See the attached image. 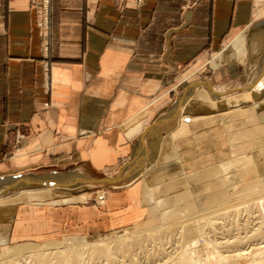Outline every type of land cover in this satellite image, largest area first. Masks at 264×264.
<instances>
[{"label":"crops","instance_id":"1","mask_svg":"<svg viewBox=\"0 0 264 264\" xmlns=\"http://www.w3.org/2000/svg\"><path fill=\"white\" fill-rule=\"evenodd\" d=\"M190 5L191 0H145L140 8L131 0H49L44 31L41 0H0V176L44 165L58 169L54 178L89 182L97 180L90 171L115 169L108 177L119 176L117 186L129 182L96 205L65 199L49 207L40 199L4 204L1 248L39 245H9L10 235L16 241L54 231L99 235L144 220L151 204L135 188L179 120L208 113L197 111V103L212 99L211 91L226 95L221 85L234 81L243 91L252 85L254 70L263 71L264 0ZM241 39L240 59L249 69L241 64L215 68L208 77L220 86L195 87L179 104V91L197 80L212 55ZM263 95L264 90L258 100ZM259 118L264 120V104L222 119L220 128L232 121L250 129L242 134L253 135ZM257 167L264 174V153ZM165 180L153 188L159 192L152 203L160 212L174 209L176 196L188 191L178 178ZM78 235L40 244L91 241Z\"/></svg>","mask_w":264,"mask_h":264},{"label":"rangeland","instance_id":"2","mask_svg":"<svg viewBox=\"0 0 264 264\" xmlns=\"http://www.w3.org/2000/svg\"><path fill=\"white\" fill-rule=\"evenodd\" d=\"M44 1L45 4L47 3V7L45 9L43 0H41L45 15L42 18V29L47 26L49 6V0ZM144 1L131 0L135 8L142 7ZM200 1L191 0L190 7H196ZM45 36L47 37V34ZM234 43L226 47L227 44L220 53L212 55L207 64L208 68L196 76L197 80L192 85L183 86L179 91V104L188 98L195 87L200 86L193 87L200 81L209 82L211 87L220 86L219 84H212L209 78L216 70L215 68L231 64H244L240 59L243 52V41L241 39ZM258 47L259 50L262 48L261 45ZM225 53H227V57ZM247 65L248 63L243 66L248 70ZM249 65L252 66V63ZM257 72L254 70L253 77ZM260 72L262 74L263 71ZM258 82V80L254 82L256 86L252 93L248 89L251 84L246 86L243 91H237L242 87L241 83L229 81L225 85H221L228 89L226 95L222 96L219 95L220 93H215L216 95H213L212 99H208L206 102H198L200 107L197 108V111L208 110L209 112L202 115L193 114L188 118L182 117L175 130L162 144L156 161L148 164L153 165L148 166L147 173L141 176V182L135 189L142 190L143 197L147 199L148 204L153 205L152 199L158 190L155 191L153 188L167 181L165 180L167 177L178 178L183 184L185 183L188 191L176 196L172 204L174 209L160 212L154 205H150L145 219L136 222L134 226L119 227L115 230H101L99 235L81 236L72 233L64 236V232L54 231L52 232L53 235H41L30 239L22 238L19 241L10 235L7 242L9 245L27 242L38 243L39 245L0 247V256L6 253L15 254V259L5 264H38V260L43 259H46L48 264H58L56 253L58 248L76 249V251L81 252V256L75 253L76 256L72 262L66 264H217L221 260L223 261L222 264H264V182L262 190H257L259 185L253 184V182H259L261 179L264 181V174L257 167V158L264 153V120L260 118L255 120L253 135L242 134V131L247 128H244L243 124L232 126V121L229 123V128H220L222 119L224 121L227 118L231 120L234 114L247 106L264 104V95L262 99L259 98L260 100L257 97L264 90V82L261 80L260 88H257ZM250 94L252 95L250 96ZM221 98H230L231 105L226 108L220 107L217 102ZM45 106L47 105L45 104ZM204 123L209 124V126L212 125V127H206ZM188 127H194V129L196 127L197 131L190 132ZM238 131L240 133H237ZM187 134L190 138H187ZM167 148L170 149L169 155H166ZM57 170L53 166L40 165L22 170L18 174L2 175L0 180L26 175H55L59 173L54 172ZM115 172V169H110L104 174L96 175L91 171L90 174L95 179H101L111 176ZM100 175L101 177H99ZM204 181H207V185L205 183L196 189H193L194 187L190 189L191 184ZM84 183L76 189L72 187H35L29 190H21L0 199V208L7 203L34 201L35 199L48 200L44 203L47 207L53 205L52 202L64 199L71 201V203L85 202L82 204L96 205L99 201L104 200L107 192L122 190L120 188L126 189L127 184L129 185V182L118 186L116 184L106 186L91 182ZM176 183L180 184L178 181ZM236 185L242 187L241 194L246 199L245 203L241 205L236 202L230 191ZM83 189L86 190L83 191ZM77 191L78 193H69ZM222 191L223 194L220 195L219 193ZM28 192L32 195L16 200L19 194ZM211 192L214 194L213 198L210 196ZM82 196L85 198L82 199ZM196 196L203 197L199 201L194 199ZM202 203L206 204L209 211L205 217L198 212ZM160 205L165 204L161 202ZM70 235H78L91 241L40 244L46 241H63ZM107 245H111L112 252L110 254H93L95 248ZM39 256L40 259H37L36 257Z\"/></svg>","mask_w":264,"mask_h":264},{"label":"bare ground","instance_id":"3","mask_svg":"<svg viewBox=\"0 0 264 264\" xmlns=\"http://www.w3.org/2000/svg\"><path fill=\"white\" fill-rule=\"evenodd\" d=\"M261 70V69H260ZM261 74V72L259 71V72H257L256 73V75L254 76V78L252 79V85L248 88L249 90H251L252 91V93H253V89H254V87L256 86V83L254 84V82H256V80H258V79H260V80H258L259 82H258V85H257V88H260L259 86L261 85V80L264 82V80H263V78H264V69H263V72H262V74ZM261 76V77H260ZM211 93H212V96L213 95H216L215 94V92H213V91H211ZM220 95V94H219ZM252 94H250V96H251ZM217 96H218V94H217ZM249 96V97H250ZM218 99V98H217ZM230 100V98L228 99V98H224V99H219V102H217L218 103V105L220 106V107H222V108H226V107H229L230 105H231V101H229ZM246 100V99H245ZM248 100V99H247ZM185 120H187V119H185ZM191 121V120H190ZM192 122V121H191ZM145 136V135H144ZM167 152H166V155H169L170 154V149L169 148H167V150H166ZM153 164H150V165H148L149 167H151ZM52 178H54V177H52ZM109 178V177H108ZM55 179H57V178H55ZM220 180V179H219ZM125 181V180H124ZM218 182V181H217ZM262 182V183H261ZM263 180L261 179V181H257V182H253V184L255 183V185L256 184H258L259 186L257 187V190H262V188H263ZM92 183V182H91ZM123 183H125V182H123ZM122 184V183H121ZM115 185V184H114ZM117 185V184H116ZM118 185H120V184H118ZM192 185V184H191ZM33 188H35V187H33ZM29 189H31V188H22V189H19V190H16V191H12V192H10L9 194H3L2 196H0V199H2V198H5V197H7V196H10L11 194L13 195V194H15V193H18V192H20L21 190H29ZM241 189H242V187L241 186H239V185H236V186H234L233 188H231L230 189V191H231V193H232V196H233V198L236 200V202H238L240 205L241 204H243V203H245V201H246V199H245V197L243 196V194H241ZM223 190V189H222ZM214 191V190H213ZM215 192V191H214ZM220 195H222L223 194V191H222V193H219ZM30 195H32V193H21V194H19V196H18V198H16V200H18V199H21V198H26V197H28V196H30ZM210 196H211V198H213V196H214V194L211 192V194H210ZM82 199H84L85 198V196H82L81 197ZM218 198H219V195H218ZM237 204V203H236ZM200 206V205H199ZM236 206V205H235ZM235 208H238V207H235ZM1 209V208H0ZM198 212L203 216V217H205V216H207V214L209 213V211H208V209H207V207H206V204H203L202 203V206H200V208H198ZM209 216V215H208ZM121 243V242H120ZM123 245H125V244H123ZM111 245H107V246H100V247H98L97 249L95 248V250H93V254H95V253H108V254H110L111 252H112V250H111V247H110ZM56 253H57V255H58V258H57V260H58V264H66V263H69V262H72V260H73V258L76 256V255H78V256H81L82 254H81V252L79 251V250H77L76 251V249H69V250H67V249H64V248H58L57 250H56ZM75 253H76V255H75ZM15 257V254L14 253H6V254H3L2 256H0V264H5L6 262H8V261H11V260H13V259H15L14 258ZM183 257V256H182ZM37 259H40V256L39 257H36ZM221 260V259H220ZM219 260V261H220ZM48 261L46 260V259H43V260H38V264H48L47 263ZM50 262V261H49ZM222 260H221V262H218L217 264H222ZM227 263V262H226Z\"/></svg>","mask_w":264,"mask_h":264},{"label":"water","instance_id":"4","mask_svg":"<svg viewBox=\"0 0 264 264\" xmlns=\"http://www.w3.org/2000/svg\"><path fill=\"white\" fill-rule=\"evenodd\" d=\"M197 85H205L207 88L211 89V86L207 81H200L194 84L193 87ZM145 133H147V131ZM145 133L140 137L141 141L144 138ZM52 176L53 175H45V176L26 175V176L4 178L0 180V196L8 192L16 191L22 188H33V187L71 188L81 184H85L84 183L85 181L77 182L75 180L67 179V177L61 175H57L59 176V178L57 179L52 178ZM119 181H120L119 176L113 178L104 177L97 180H89V182L102 184L106 186H112L118 183Z\"/></svg>","mask_w":264,"mask_h":264},{"label":"built area","instance_id":"5","mask_svg":"<svg viewBox=\"0 0 264 264\" xmlns=\"http://www.w3.org/2000/svg\"><path fill=\"white\" fill-rule=\"evenodd\" d=\"M48 1V0H47ZM45 7V9H46V7H47V3H46V6H44Z\"/></svg>","mask_w":264,"mask_h":264}]
</instances>
